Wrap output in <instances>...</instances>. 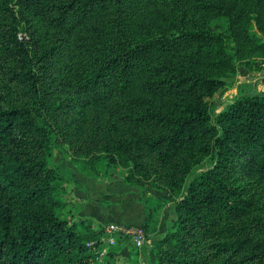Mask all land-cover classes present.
I'll return each instance as SVG.
<instances>
[{"label":"trees","instance_id":"16d2710c","mask_svg":"<svg viewBox=\"0 0 264 264\" xmlns=\"http://www.w3.org/2000/svg\"><path fill=\"white\" fill-rule=\"evenodd\" d=\"M253 25L264 0H0V264H101L103 225L63 217L55 135L87 175L178 199L156 264H264V94L209 101L262 68Z\"/></svg>","mask_w":264,"mask_h":264},{"label":"rangeland","instance_id":"374dc122","mask_svg":"<svg viewBox=\"0 0 264 264\" xmlns=\"http://www.w3.org/2000/svg\"><path fill=\"white\" fill-rule=\"evenodd\" d=\"M211 24L218 30H227L228 19L226 17H218L213 19ZM22 26L23 28L22 31H20L19 36L25 39H29L31 33L41 35L45 31L43 23L32 14L25 16ZM251 29L257 37V40L264 43V35L260 33L254 25ZM258 60L264 59L260 57ZM248 94H264V63L261 69H257L256 64L253 63L248 64V62H245L238 64L236 75L228 80V84L224 89L209 100L213 110V117H217V115L236 98H240ZM210 163L211 162L209 160L205 164L197 167L193 175L190 176V179L206 170ZM52 164L60 170L64 179L63 185L66 204L62 210L63 217L72 221H78L79 218L76 216V212L81 204L76 202L72 196V167L79 170L81 169L74 161V156L70 152L68 146L64 144L56 135L54 140ZM125 173L126 169L122 166H118L111 169L108 175H100L107 177L110 176V174H116L124 177ZM185 192L186 191L184 190L181 197L185 194ZM156 199L157 198H153V202L150 204L149 210L152 215V220L150 222L149 230L145 232V241L140 247L136 245L134 235H127L122 232L115 234L114 242H110L108 241V237L105 235L106 227L108 225H103V227L95 225L97 226L95 229L102 231L103 234L98 240H96L97 245H95L96 242L93 241L90 242V245L98 254V260L101 264H104L111 259L112 254L114 256L112 264H156L152 248L153 243L158 238L164 236L172 227L173 223H175V220L177 219L176 203L178 201L177 198L171 197V199L167 200L168 202L170 201L168 204L166 203L167 201L161 200L160 198ZM131 228L135 229L134 227ZM155 232L158 234L153 235ZM123 250L126 251L125 254L122 253Z\"/></svg>","mask_w":264,"mask_h":264},{"label":"crops","instance_id":"0c3cea01","mask_svg":"<svg viewBox=\"0 0 264 264\" xmlns=\"http://www.w3.org/2000/svg\"><path fill=\"white\" fill-rule=\"evenodd\" d=\"M72 170V196L81 204L76 216L90 217L95 225L142 227L153 198L164 201L171 199L159 190L147 191L133 186L123 176H89L77 168L72 167ZM157 234L155 232L153 235ZM122 253L125 254L126 251L123 250Z\"/></svg>","mask_w":264,"mask_h":264},{"label":"built area","instance_id":"2783aa9c","mask_svg":"<svg viewBox=\"0 0 264 264\" xmlns=\"http://www.w3.org/2000/svg\"><path fill=\"white\" fill-rule=\"evenodd\" d=\"M120 227L117 225H108L106 227L105 235L108 237V241L114 242L115 234L126 233L127 235H134V240L137 246H142L145 241V231L142 227Z\"/></svg>","mask_w":264,"mask_h":264}]
</instances>
